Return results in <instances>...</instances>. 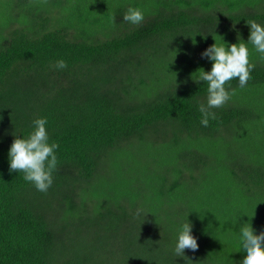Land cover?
<instances>
[{"label": "trees", "instance_id": "obj_1", "mask_svg": "<svg viewBox=\"0 0 264 264\" xmlns=\"http://www.w3.org/2000/svg\"><path fill=\"white\" fill-rule=\"evenodd\" d=\"M252 20L264 26V0H0V264H241L243 223L264 231ZM215 42L247 43L255 68L204 127ZM38 118L59 146L46 193L9 170ZM185 223L188 260L174 253Z\"/></svg>", "mask_w": 264, "mask_h": 264}, {"label": "clouds", "instance_id": "obj_2", "mask_svg": "<svg viewBox=\"0 0 264 264\" xmlns=\"http://www.w3.org/2000/svg\"><path fill=\"white\" fill-rule=\"evenodd\" d=\"M144 13L139 8H129L123 16V20L140 25L144 20ZM250 26L248 43L264 56V26L256 21H247ZM226 44V43H225ZM217 45L216 42L201 53L202 58L211 60L210 71L201 69L199 80L207 82V104L199 106L203 114L201 125L207 127L209 119H215V112L211 109L222 108L231 98L226 85L233 79L239 80V86L245 87L251 79V71L255 64L250 62L247 43L239 42L231 45ZM55 68L63 70L67 68L64 60H58ZM196 82V81H195ZM35 129L27 139L15 138L9 149L10 172H21L24 179L34 184L40 192H47L53 184V172L57 168L55 150L59 147L56 143H49L46 130L47 119L38 118L34 122ZM139 214V212L137 213ZM240 243L246 256L241 264H264V231L258 235L251 223H243L240 229ZM199 248L197 239L192 235V225L185 223L179 232L178 241L174 248L177 257H183L186 249L196 252Z\"/></svg>", "mask_w": 264, "mask_h": 264}, {"label": "rangeland", "instance_id": "obj_3", "mask_svg": "<svg viewBox=\"0 0 264 264\" xmlns=\"http://www.w3.org/2000/svg\"><path fill=\"white\" fill-rule=\"evenodd\" d=\"M2 1H4V0H2Z\"/></svg>", "mask_w": 264, "mask_h": 264}]
</instances>
